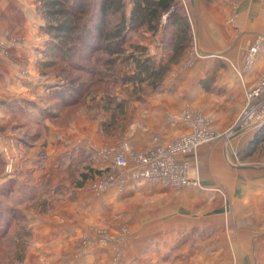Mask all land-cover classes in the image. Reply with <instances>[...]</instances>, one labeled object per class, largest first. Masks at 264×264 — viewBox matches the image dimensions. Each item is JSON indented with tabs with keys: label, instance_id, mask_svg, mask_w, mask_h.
Listing matches in <instances>:
<instances>
[{
	"label": "rangeland",
	"instance_id": "374dc122",
	"mask_svg": "<svg viewBox=\"0 0 264 264\" xmlns=\"http://www.w3.org/2000/svg\"><path fill=\"white\" fill-rule=\"evenodd\" d=\"M217 1L197 0L195 6V0H178L176 8L188 22L186 37L178 26L168 24L166 18L163 19L157 33L134 34L126 56L119 60L118 74L111 80L107 76L101 81L96 78L97 82L92 92L80 105L66 107L63 110L53 107V103L47 97L49 91L60 87L61 84L65 86L67 81L64 77L58 76L64 64L61 61L51 62L53 53L49 51L51 49L47 45L50 37L44 30L46 21L39 0H32L27 10L31 13L30 20L35 26L27 27L28 15L25 11L19 10L20 18H17L16 22L11 21L10 27L0 29V60H8L10 68L19 73V78L6 79V76L11 75L10 71L3 68V63H0V76L3 77L0 78V93L6 91L10 93L0 96V208L13 207L18 213L14 223L10 218L6 220L8 216H5V221L9 223L10 220L13 224L6 227L4 221L5 228L2 233H6V237L0 239V264H60V260L70 257V254L60 252L59 243H62V247L73 250L70 258L74 261L84 259V264H143L145 258L142 257L145 251L135 245V240L139 232L152 228L157 218L156 215L153 216V212L166 214L167 211L163 208L166 203H188L186 201L188 199L197 200L194 203H204L203 198H200L203 194L200 191V184L176 188L130 176H127V179L129 178L126 180L127 184L122 188L115 184L98 191L92 184L101 180L110 168L108 165V168L103 167L105 161L107 163L109 161L107 153L118 149L127 140L133 147L132 140L128 138L133 125L145 127L152 125V120L158 115V110L154 109L157 103L166 104L167 107L174 104L173 109L169 107L170 112H163L165 116L169 113V117L174 120L185 109L205 113L208 114L207 117L213 118L211 111H206L202 106L200 96L215 92L222 73L234 72L231 63L241 66V69L239 66L236 67L238 71L245 67L252 70L246 78L247 83L249 82L246 83V88L248 87L246 107L235 121L230 123L231 126L222 132L220 139L213 141L264 123V102L255 113L251 105L255 98L264 93V37L262 35L249 37L251 39L244 53L245 67L243 61L241 63L237 60L238 54L245 49L241 45L236 46V50L233 51L237 55L236 59H232L230 53L228 55L218 53L215 57L198 51L201 47L199 43L201 35L198 33L201 14L205 9L214 7ZM229 1L232 8L228 10L229 15L224 23L235 35L238 27L236 12L240 0ZM257 44L260 48L251 56V47ZM23 48L31 51L30 66L19 53V49ZM139 62L143 66L148 65V70L142 71ZM207 62L212 64L206 69H200V65ZM31 72H36L34 75L41 76L44 80L45 86L39 92V96L28 100L22 94L13 95L11 91L18 93L17 82H24L21 77L27 78ZM70 73L72 77L79 74ZM188 90L193 94L192 102L185 104V101L189 100L188 94L184 92ZM255 92L258 95L253 94L251 97V93ZM49 110L55 112L54 118L43 115ZM247 112L249 115L245 118ZM257 118L263 120L256 124L254 122ZM88 123L94 130L88 129L87 125L84 126ZM77 130L79 136L74 141H79L80 145L87 141L88 135L96 137L98 152L96 166L92 168V165H86L79 175H66L64 178L54 175L33 176L35 173L33 163L26 166L24 164L26 159L35 160L34 165L39 170L42 168L41 160L46 151L44 149L48 143L47 138L56 132L64 135L68 140L64 145L66 152L71 147L69 137L76 134ZM248 147L247 144L245 151L239 156V161L247 160L243 153H247ZM259 151V156L263 158L264 144ZM25 153L30 154V157L26 158ZM71 164L72 162L69 166ZM26 170L31 176H26ZM84 173L89 177L86 180L82 176ZM114 175L119 179L118 175ZM62 181L63 184H60ZM148 183L152 186L157 184L155 189L163 190L153 191ZM77 188L80 190L77 191ZM205 192H208L207 203H211L207 214L217 213L223 216L224 226H229V221L236 214L233 210V203H237L235 194L223 190L220 193ZM93 200L95 203H92ZM193 206V209L199 210L198 204ZM62 217L65 224L67 223L65 227H70V231L64 229L67 234L62 240L47 239L45 226L48 224L45 222L59 221ZM229 231L231 233V227ZM73 246L75 248H72ZM95 250L99 252H92ZM194 250L202 252L201 248ZM179 260L180 263H177ZM179 260H173L171 264H181L183 256L179 257Z\"/></svg>",
	"mask_w": 264,
	"mask_h": 264
},
{
	"label": "crops",
	"instance_id": "0c3cea01",
	"mask_svg": "<svg viewBox=\"0 0 264 264\" xmlns=\"http://www.w3.org/2000/svg\"><path fill=\"white\" fill-rule=\"evenodd\" d=\"M31 3L32 0H0V29L10 27L11 21L16 22L15 20L20 18L19 10L25 11L28 15L26 26H30V28L35 26L30 20L31 13L27 11ZM195 3H197L196 0ZM238 3L239 8L236 12L238 27L235 35L233 30L224 23L229 15L228 10L232 8L229 0H218L214 7L205 9L201 14L198 27V33L201 35L199 38L201 47L198 51L215 57L218 56V53L226 55L230 53L231 58L236 59L235 56L237 55L233 51L234 49L236 50V46L241 45L245 49L238 54L237 60H240L241 63L243 61L245 67L246 54L244 53H246L247 43L253 35H262L264 37V0H240ZM234 38L236 39L234 40ZM19 53L30 66L31 51L23 48V50L19 49ZM0 63H3V68L10 71V76L3 75L4 77L6 76V79L11 78L14 80L19 78V73H15L10 68L8 60H3ZM211 64L212 62L209 64L208 62L202 63L200 69H206ZM231 66H233V71L236 72L235 75L232 71L222 73L219 80L220 83L218 82L219 85L216 86L215 92L200 96L202 106L206 111H211L213 116V118L210 117V129L218 134L226 131L231 126L232 121H235L236 117L242 113L248 98L246 96L248 92L246 78L251 74L252 70L245 67L238 71L236 67L239 65H232L231 63ZM240 67L238 68L241 69ZM35 73L31 72V75L27 76V78L26 76H20L24 79V82L18 81V93H13L12 91L11 93L13 95L22 94L26 99L37 98L45 83L42 77L34 75ZM0 78L3 77L0 76ZM5 93L10 95L6 91L0 93V96ZM184 93L188 94L187 98L189 100L185 101V104L191 103L193 94L189 93V90ZM169 101H171L170 98ZM263 102L264 93L252 101L251 105L254 113L257 108L260 109L259 106ZM169 107L173 109L174 104H170ZM169 107L166 104L159 105L157 103L154 109L155 111L158 110V115L155 117L156 119L152 120V125L146 124L147 127L144 125L139 126L138 124L133 125V128L129 131L128 138L132 140L134 150L144 151L155 145H166L190 133L189 125L183 121L171 119L169 113L166 115L168 118L163 114L165 111H171ZM203 114L208 116V114ZM262 120L263 118H257L254 123L258 124ZM47 125L49 124L47 123ZM262 125L259 124L252 129L241 133L238 132L221 140L208 142L202 145L197 153L189 154L188 156H177L179 162L185 161L189 163V175L191 174L190 177L200 183V191L203 192L200 198H203L204 203H194L197 200L188 199L186 200L188 203H166L163 206L167 211L166 214L153 212V216L156 215L157 217L154 222L155 225L153 224L150 230L139 232L135 240V245L145 251L142 257L145 258L143 259V264H171L173 260H179L181 256L184 259L181 264H264V157L259 156L260 151L257 150L247 160H243L244 162L239 161L242 151H245L247 144L248 146L252 144ZM84 126L94 130L89 123L84 124ZM77 136H79L78 130L76 134L69 137L71 139V147L65 152L64 145L68 140L64 138V135H60L57 132L52 133L49 136L50 138H47L48 143H46L44 149L46 151H44V157L41 160L43 162L41 164L42 168L38 170L34 165L35 160L33 159H30V161L26 159L24 164L27 166L28 163H33L35 168L33 169V172H35L33 176L50 177L54 175L63 178L79 175V172L83 171L84 167L89 164L94 168L98 155L96 137L88 135L87 141L80 145L79 141H74ZM29 155L25 153L26 158H29ZM71 162L72 164L69 166ZM107 165L108 163L105 161L103 167L108 168ZM25 174L26 176H31L27 170ZM60 184H63V181ZM148 185L152 186L149 183ZM153 185L156 186L157 184ZM155 186L151 187L153 191L159 192L157 189L163 190L162 188L155 189ZM31 188H33L32 185ZM79 190L80 188H77V191ZM222 190L231 191L237 197V203H233V210H235L236 214L229 221L228 228L224 226L223 216L217 213L214 215L207 214L208 206L211 203H207L208 192L205 191L220 193ZM92 203H95L94 200ZM195 204L199 206L198 211L193 209ZM46 217L48 218V216ZM45 224H48L45 226L47 239L62 240L64 235L67 234L64 229L70 231V227H65L67 223L65 224L64 217L52 223L46 221ZM230 227L231 233L229 231ZM56 245L58 244L56 243ZM72 248L75 247L73 246ZM197 248H201L202 252L194 250ZM58 250L70 254V257L73 252L69 248L62 247V243H59ZM92 252L99 251L95 250ZM70 257L62 258V261L60 260L61 263H59L84 264V259L74 261ZM69 259L72 262H69ZM177 263H180V260Z\"/></svg>",
	"mask_w": 264,
	"mask_h": 264
},
{
	"label": "trees",
	"instance_id": "16d2710c",
	"mask_svg": "<svg viewBox=\"0 0 264 264\" xmlns=\"http://www.w3.org/2000/svg\"><path fill=\"white\" fill-rule=\"evenodd\" d=\"M45 18L44 30L50 37L47 44L53 55L51 62L61 61L64 67L58 76L67 83L52 89L47 95L53 107L64 108L80 105L92 92L98 80H110L118 74L119 60L125 57L134 34L157 33L166 18L168 24L178 26L185 34L188 22L176 8L178 0H39ZM187 35L185 34L184 37ZM183 37V38H184ZM93 65H90L92 64ZM142 71L148 65L138 63ZM70 72H78L71 76ZM158 75L157 73H154ZM153 74V76H154ZM160 74V73H159ZM43 115L54 118L49 110ZM264 144V125L247 148L245 157H251ZM101 174V173H100ZM84 180L89 177L84 173ZM82 183V182H81ZM10 212V214H9ZM13 207L0 208V239L5 226L17 220ZM5 216H8L5 221ZM5 221V223H4ZM5 224V226H4ZM4 226V227H3ZM3 227V228H2Z\"/></svg>",
	"mask_w": 264,
	"mask_h": 264
},
{
	"label": "built area",
	"instance_id": "2783aa9c",
	"mask_svg": "<svg viewBox=\"0 0 264 264\" xmlns=\"http://www.w3.org/2000/svg\"><path fill=\"white\" fill-rule=\"evenodd\" d=\"M251 48V56H254L260 47L257 44ZM253 94L258 95L255 92L250 96H254ZM247 113L245 118L249 115V112ZM176 119L189 125L190 133L166 145H155L144 151H136L128 140L124 141L118 149L107 153L110 168L101 180L92 184L94 189L103 191L108 185L115 184L122 188L127 184V176L176 188L199 185L198 180L189 177V163L179 162L177 156L197 153L202 145L219 138L221 134L210 129L211 118L200 112L185 109ZM114 174L118 175L119 179L115 178Z\"/></svg>",
	"mask_w": 264,
	"mask_h": 264
},
{
	"label": "water",
	"instance_id": "95a60500",
	"mask_svg": "<svg viewBox=\"0 0 264 264\" xmlns=\"http://www.w3.org/2000/svg\"><path fill=\"white\" fill-rule=\"evenodd\" d=\"M196 2H197V0H196ZM195 4H197V3H195Z\"/></svg>",
	"mask_w": 264,
	"mask_h": 264
}]
</instances>
